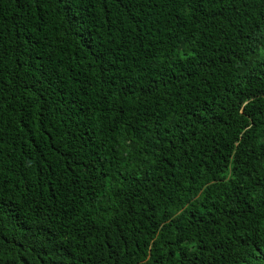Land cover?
Instances as JSON below:
<instances>
[{
  "label": "trees",
  "instance_id": "obj_1",
  "mask_svg": "<svg viewBox=\"0 0 264 264\" xmlns=\"http://www.w3.org/2000/svg\"><path fill=\"white\" fill-rule=\"evenodd\" d=\"M0 264H264V0H0Z\"/></svg>",
  "mask_w": 264,
  "mask_h": 264
}]
</instances>
